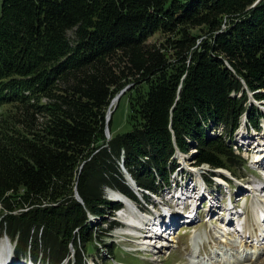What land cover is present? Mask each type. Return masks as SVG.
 Listing matches in <instances>:
<instances>
[{
    "label": "trees",
    "instance_id": "trees-1",
    "mask_svg": "<svg viewBox=\"0 0 264 264\" xmlns=\"http://www.w3.org/2000/svg\"><path fill=\"white\" fill-rule=\"evenodd\" d=\"M129 86L131 130L113 134L117 107L108 139ZM249 93L264 101V0H0V240L18 259L61 264L73 247L86 264L82 246L119 225L107 190L136 200L123 166L156 193L177 151L241 165L228 140L264 117Z\"/></svg>",
    "mask_w": 264,
    "mask_h": 264
},
{
    "label": "rangeland",
    "instance_id": "rangeland-1",
    "mask_svg": "<svg viewBox=\"0 0 264 264\" xmlns=\"http://www.w3.org/2000/svg\"><path fill=\"white\" fill-rule=\"evenodd\" d=\"M163 39L160 33L154 35L149 42L155 43L159 42ZM251 103L260 108V110L264 113V101L257 102L251 98ZM128 115V103L126 100H123L119 107L116 109L114 120H113V134H123L129 132L131 130L130 125L127 122ZM246 116L241 120V127L237 130L234 135V138L231 140V145L234 146L237 155H239L241 165L236 168L229 170L224 169H212L209 165L203 164L201 166H197L195 164V156L197 154L196 149L192 148L188 154L178 155L177 153L172 157L171 162L176 161L178 164V170L174 176H177L178 173L183 175L182 185L187 183L200 184L202 179H204L207 183H211V179H216L221 181V178H224L225 181H228L230 184L229 191L227 186L220 187L217 191V185L211 184L212 190H214L215 198H221L218 204L223 203L226 206L229 204V194L232 195V198L235 200L237 205V209L240 211L246 210L248 215V221L251 225H254V214L251 210V203L253 202V195L250 192L246 191V187L257 188L264 186V173L263 169L259 168L258 165H254V156L256 155L257 148L255 145L264 142V117L260 120V129H254L247 125ZM212 131H216L209 136H214L213 134H220L223 129V126L219 127H211ZM250 135V136H249ZM245 136V139L242 137ZM253 138V139H249ZM262 139H261V138ZM230 144V143H229ZM185 168V172H180V168ZM180 169V170H179ZM175 173V172H173ZM173 175V174H172ZM127 179V178H126ZM232 181H231V180ZM128 181V180H127ZM158 184V183H157ZM226 184V183H225ZM128 185L130 182L128 181ZM166 186V185H165ZM169 186V184H168ZM175 186L172 182V187ZM130 187V186H129ZM159 192L153 194V197L150 196H141L137 197L135 203L139 210L146 212L143 214L145 216H149L151 218H156V214H164L162 208L163 203L168 200L169 206L173 204L172 194H168V187L159 186ZM245 189V190H244ZM112 190H107V198L110 200V195ZM116 192V191H115ZM232 192V193H231ZM120 193V192H119ZM218 195V196H217ZM220 195V196H219ZM257 197L263 198L264 200V190L259 189L257 191ZM260 195L262 197H260ZM117 198V196H115ZM154 202V203H153ZM211 202V201H210ZM202 203V207L200 208L201 217L192 224L179 223L177 224L173 230H171L170 236H176L175 241L171 242L172 247L169 250H162V254L157 255V248H152L150 250H145L143 247L144 240L146 241V236H149L148 230L143 232L142 236H127L123 233H126L128 230V226L121 223L124 211H121L119 214H115V216L110 217L107 215L108 221H116L119 225L117 229L112 232L111 236H107L104 240H100L97 238L95 240V244L83 245V256L86 264H191L190 262V254H191V246H193V241L197 237L200 239L201 243H198V247L200 250V255L205 258L209 264H226L228 262L227 258L222 256H214L213 251H221L220 245L217 240L214 238V229L211 228V225L214 226L219 225L218 217L221 216L222 213L226 212L224 207L216 209H210L211 203ZM151 204H155L154 207ZM157 204L159 206H157ZM175 204V202H174ZM176 205V204H175ZM190 205V204H189ZM222 205V204H221ZM150 209H148V208ZM165 206H163L164 208ZM191 208V207H190ZM189 208V209H190ZM217 211V214L215 213ZM134 214V210L131 211ZM174 213H177L176 210H173ZM141 214V213H140ZM212 217L211 221L206 222L203 218L207 215ZM130 215V214H127ZM126 215V216H127ZM125 216V217H126ZM124 217V218H125ZM126 219V218H125ZM92 223L95 227H104V229L108 228V223H106L103 219L98 217H92ZM110 235V234H109ZM252 236V235H251ZM194 238V239H193ZM8 241L7 238H3L0 240V264H10L13 261V257H9L8 255ZM105 245L110 246L106 247ZM197 245V244H196ZM216 245V246H215ZM196 247V249L198 248ZM233 252H238L239 247H235L230 245ZM11 251L14 248V245L11 243ZM229 250V247H227ZM71 254L67 260H65L61 264H74L76 262V256H74L75 250L71 247ZM156 254H154V253ZM238 257V254H235V257ZM222 257V258H221ZM157 258V260H156ZM222 259V260H221ZM29 261V259H26ZM230 263L232 262L229 261ZM39 263V262H37ZM41 264H46L41 262ZM202 264V263H199ZM249 264H264V244L260 248V255L253 259V261Z\"/></svg>",
    "mask_w": 264,
    "mask_h": 264
},
{
    "label": "bare ground",
    "instance_id": "bare-ground-1",
    "mask_svg": "<svg viewBox=\"0 0 264 264\" xmlns=\"http://www.w3.org/2000/svg\"><path fill=\"white\" fill-rule=\"evenodd\" d=\"M242 138L245 139V136H243ZM249 139L253 138L249 137ZM260 147L262 148L258 150L256 155L254 156L253 164L258 165L259 168H262L264 173V145L260 144L257 146V148ZM181 155L183 154L181 153ZM262 188L264 189V187H246V191L250 192L253 195V202L250 206L254 214V225H251L247 218H244V216L240 214L238 210L234 209L227 210V214L229 217L227 216L225 221H222V223H224V226L221 225V227H219L217 225H211V228L214 229L215 238L218 241L222 251H213L212 254L214 256H222L223 259L227 258L228 262L226 264H249L253 261V259H256L260 255V248L264 244V200H262L263 198L257 197V191ZM186 191L188 192V194H191L190 197H195L194 194H192L191 189H186ZM111 194V197L114 200H122L126 204V207L122 210L125 212L123 216L125 217L127 214H130L125 217L126 219L122 217L121 222L128 226L127 232L123 233L124 235L135 236L137 238L139 236H142L145 230H148L149 236H146V241L144 240L143 247L147 251L152 248H157V250H159L157 251V255L162 254V250L166 251L172 247L171 242L175 241L176 236L174 234V236L172 237L170 236V232H166V230H168V227L163 231L164 225H162L166 224L168 226L169 224H171L172 221L170 220V218L167 217L169 221H167L166 223V220L162 219L163 214L158 213L156 218L142 215L140 214L139 208L134 201L132 202L124 198L119 192L111 191ZM115 196H117V198ZM260 197L262 196L260 195ZM210 207V209H212L211 205ZM133 210L134 214H132L131 212ZM190 218L193 217L190 216ZM227 223L231 224L232 227L235 224V228H230L228 227V225L226 226ZM248 235H252V237L248 238ZM197 241H200L198 237L194 239L193 246H191V264H209L208 261L200 255ZM199 243H201V241ZM230 245L239 247L238 252H233ZM196 247L198 248L196 249ZM227 247H229V250H227ZM235 254H238V257H235ZM231 260L232 262L230 263L229 261Z\"/></svg>",
    "mask_w": 264,
    "mask_h": 264
},
{
    "label": "water",
    "instance_id": "water-1",
    "mask_svg": "<svg viewBox=\"0 0 264 264\" xmlns=\"http://www.w3.org/2000/svg\"><path fill=\"white\" fill-rule=\"evenodd\" d=\"M130 89V86L125 88L112 102L111 104V109L108 111L107 113V118H106V136L108 139L111 138V130H110V122L112 120V116H113V113L115 111V109L118 107V104L122 98V96ZM114 108V109H112ZM131 184L135 187L136 184L133 180H131ZM76 199L80 202V203H83V200L82 198L80 197L78 191H76Z\"/></svg>",
    "mask_w": 264,
    "mask_h": 264
}]
</instances>
